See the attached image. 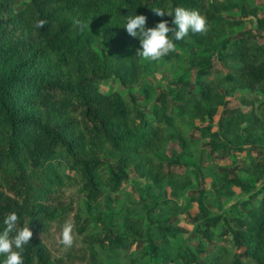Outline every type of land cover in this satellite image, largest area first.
Returning <instances> with one entry per match:
<instances>
[{
  "label": "trees",
  "instance_id": "trees-1",
  "mask_svg": "<svg viewBox=\"0 0 264 264\" xmlns=\"http://www.w3.org/2000/svg\"><path fill=\"white\" fill-rule=\"evenodd\" d=\"M178 6L198 10L206 17L207 31L189 32L184 39L174 40L177 50L162 58L164 61L178 57L179 52L196 53L197 42L216 19L213 3L27 0L17 7L14 0H0V231L4 218L13 211L18 214V226L29 224L33 236L24 246V264H59L35 239L43 222L55 217L50 206L40 203L50 199L47 187H74L90 205L104 194L101 179L110 192L119 191L132 176L150 174L155 182L173 179L181 158L175 143L169 141L165 153L155 157V150L166 143L165 137L187 127V114L212 120L221 105L222 120L237 111L230 107L223 89L215 95L209 89L192 90L186 84L175 89L155 86L149 76L156 61L145 62L135 55L139 38L127 34L126 17L144 15L145 27H154L162 18L153 8L174 11ZM39 19L47 24L37 29L34 24ZM163 19L172 27V17ZM254 36L248 29L227 42L236 40L244 47ZM223 78L248 91L264 90V56L246 59L237 75L228 73ZM103 83L128 92L104 93L99 88ZM259 114L264 116V100ZM189 125L188 135L194 139L193 129L200 128ZM211 135L213 139L216 134ZM207 144L214 146L212 140ZM59 163L65 165V173L52 169ZM170 203L168 199L157 202L155 211ZM247 206L243 220L233 228L227 225L244 250L226 256L219 264H247L242 259L250 257L255 264H264V192L257 203L252 200ZM199 214L207 231L222 220L219 215L210 218L208 207H200ZM173 217L153 221L159 233L186 232L174 224ZM78 218V232L89 224L103 230L97 239L101 246L125 250L135 243V248L143 250L142 240L128 241L127 235L112 229L106 216H90L83 222ZM106 229L110 231L107 234ZM146 248L145 256L159 257L160 247L153 238H148ZM3 259L0 256V264Z\"/></svg>",
  "mask_w": 264,
  "mask_h": 264
},
{
  "label": "rangeland",
  "instance_id": "rangeland-1",
  "mask_svg": "<svg viewBox=\"0 0 264 264\" xmlns=\"http://www.w3.org/2000/svg\"><path fill=\"white\" fill-rule=\"evenodd\" d=\"M26 1L14 0V4L20 7ZM209 1L215 7L216 19L197 42L196 53L179 52L171 60L156 61L149 79L162 89L186 84L192 90L209 89L215 95L223 89L230 107L237 111L222 120L221 105L212 120L187 114V127L180 134L165 137L166 143L155 150V157L165 153L169 141L175 143L181 158L174 167L178 174L173 179L155 182L150 174L132 176L117 192H110L101 179L104 194L90 205L74 187H47L50 199L40 203L50 206L55 217L43 222L35 239L59 264H219L226 256L244 250L227 225L233 228L235 222L243 220L249 202L257 203L264 192V116L259 114L264 90L248 91L223 77L228 73L237 75L246 59L264 56V0ZM248 29L255 35L249 44L243 47L236 40L227 42ZM224 43L227 45L222 48ZM99 88L104 93L128 92L121 86L111 88L104 83ZM190 123L200 128L193 129L194 139L188 135ZM213 132L216 135L212 139ZM210 140L214 146L207 144ZM55 165L52 169L65 173L64 164ZM164 199L171 203L155 211V204ZM200 207H208L210 218L219 215L222 220L207 231L202 225ZM77 215L81 222L90 216H106L112 229L127 235L128 241L142 240L143 250L135 248V243L125 250L101 246L97 239L103 230L89 224L78 232ZM170 215H174V224L184 227L186 232H158L153 221ZM69 219L74 223L71 248L59 243L61 226ZM223 231L225 236L221 235ZM149 237L160 247L157 258L143 254ZM242 260L256 263L251 257Z\"/></svg>",
  "mask_w": 264,
  "mask_h": 264
},
{
  "label": "clouds",
  "instance_id": "clouds-1",
  "mask_svg": "<svg viewBox=\"0 0 264 264\" xmlns=\"http://www.w3.org/2000/svg\"><path fill=\"white\" fill-rule=\"evenodd\" d=\"M156 16L162 19L154 27L146 28L147 18L144 15L131 14L126 17L124 28L127 34L139 38L140 47L136 51L145 62L160 61L169 53L177 50L174 40H182L192 33H205L207 31V20L198 10L176 7L174 11H164L161 8H153ZM172 17L169 27V20L165 16ZM79 23V22H77ZM47 21L39 19L34 27L43 28ZM172 34L170 38L169 34ZM18 214L13 211L3 220L4 228L0 231V256L4 259L2 264H24L22 253L24 246L29 244L33 233L29 224L23 227L18 226ZM74 223L66 220L60 229L59 243L71 248L74 243Z\"/></svg>",
  "mask_w": 264,
  "mask_h": 264
}]
</instances>
